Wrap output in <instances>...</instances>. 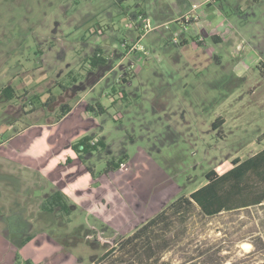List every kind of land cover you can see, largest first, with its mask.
<instances>
[{
    "label": "rangeland",
    "instance_id": "obj_1",
    "mask_svg": "<svg viewBox=\"0 0 264 264\" xmlns=\"http://www.w3.org/2000/svg\"><path fill=\"white\" fill-rule=\"evenodd\" d=\"M203 29L225 41L200 44ZM97 48L108 67L90 76ZM261 59L264 0H0V90L29 92L20 118L0 94V138L13 125L0 155L30 188L18 199L2 187L3 213L18 202L17 233L33 227L18 239L0 223V264H264V203L210 217L189 197L264 148ZM85 136L111 153L82 159L72 145ZM124 154L128 169L107 173ZM56 191L69 214L43 213Z\"/></svg>",
    "mask_w": 264,
    "mask_h": 264
},
{
    "label": "trees",
    "instance_id": "obj_2",
    "mask_svg": "<svg viewBox=\"0 0 264 264\" xmlns=\"http://www.w3.org/2000/svg\"><path fill=\"white\" fill-rule=\"evenodd\" d=\"M69 111L68 106H65L63 116ZM94 139L95 136H85L72 145V149L83 158V154H89L100 146L104 147V141L101 139L92 145ZM232 163L233 167L222 174L209 172L206 175V184L189 196L207 216L213 217L223 212L264 203V148L246 159L236 158ZM41 209L48 214H55L57 211L69 214L71 206L66 195L56 191L42 200ZM30 240L32 236L23 240L22 246ZM110 254L111 252L106 253L103 260ZM14 263L34 264L30 260H21L19 254L16 255Z\"/></svg>",
    "mask_w": 264,
    "mask_h": 264
},
{
    "label": "flooded vegetation",
    "instance_id": "obj_3",
    "mask_svg": "<svg viewBox=\"0 0 264 264\" xmlns=\"http://www.w3.org/2000/svg\"><path fill=\"white\" fill-rule=\"evenodd\" d=\"M256 1H259V0H256ZM207 2L204 1V4H207ZM139 15H140L139 16L140 19H144L145 14H143V12L139 13ZM202 32H203L204 38L203 37L199 38L200 44L203 41H205V38H207L206 37V30L203 29ZM104 33H105V30H104L103 26H101L100 24L94 25L93 29L90 30L91 36H96V35L97 36H103ZM211 39L216 43H219V44L223 43V41L215 40L213 37ZM185 44H186V42L183 41L182 45H185ZM250 45H251V43H250ZM108 61H109V59L107 56H105V53L102 51V49L97 48L94 51L93 56L86 59V63L93 70V72H89V75L95 76L97 73L105 72L107 67H108ZM235 65H236L235 66V73L237 75L243 76L244 74H246V72H248L250 70V66L243 63V61H238ZM259 68H260L261 74L264 76V60L263 59L260 60ZM117 83L118 84H129V81L127 79V74H124L123 76H121V78L117 81ZM20 86H21L20 88L16 89L17 88L16 86L6 85L5 87H3L0 90V94L5 98L6 102L11 103V105H12L11 108L8 109V110H10L9 113L11 112L12 115H16L18 118H20L22 113L26 114L27 110H26L25 100H26V97H28V95H29V92L27 91L26 86L25 85H20ZM113 93H114V95L117 94L119 96L120 100L126 99V94L122 90L118 91V90L114 89ZM38 98H40V97H38ZM51 99H53V98H51ZM51 99H49V100H51ZM111 101H112L111 102L112 105H115L118 102V100H116L114 98H112ZM21 103H22V105H21ZM103 111H105V108H103ZM225 124H226V120L223 117H218L215 120V122L213 123V129L214 130H220ZM12 128H13L12 124L5 126V129L2 132V137L6 133H9L10 131H12ZM2 137L0 138V148L1 149L2 148L8 149L7 143L9 142V138L3 140ZM99 140L100 139L95 136V139H94V141H92L91 144L95 145ZM101 150H102V152L107 150L109 153H111L110 147L104 141V147L100 146L97 150L90 152L89 154H86V155L87 156L91 155L96 151L101 152ZM84 156H85V154H83V157ZM124 157H126V159H123ZM82 159H84V158H82ZM127 160H129V156L125 155V154L118 159L110 160L108 162L107 173H113L114 171H117V170L119 172H125L128 169ZM232 167H233V163H232ZM15 168H16V165L14 162H11V160H9V156L4 157V156L0 155V223L2 224V226H4V229H5L4 231L7 234H8V232L17 233V230L19 229V225L21 223H27V221L23 219L24 216L21 214V212H15V210H14L13 206L14 205L19 206V204H17L18 202L14 201V205L9 210L10 214L9 213L8 214L3 213V211L6 208V204L3 203L4 201L2 198L6 194V192L4 191V188H7L6 189L7 191L10 190V192L14 195L13 197L18 196V199L21 196L25 197V198L29 197V189L30 188L28 185V181L25 180V178L22 175H17L16 172L14 173ZM211 171H215V172L219 173L216 170H211ZM211 171H209V172H211ZM13 175H15V176L17 175V178L15 179V176H13ZM15 180L17 181L16 185H14L16 182ZM2 187H4V188L1 189ZM14 192H18L19 195H16ZM10 211H12V213ZM16 225H17V227H16ZM29 228H30L29 231L25 230V231H22L21 234L17 233L16 237L18 239H20L24 235H26V233H28V232L30 233V230H32L33 227L29 226ZM13 235H15V234H13ZM29 236H31V234Z\"/></svg>",
    "mask_w": 264,
    "mask_h": 264
},
{
    "label": "crops",
    "instance_id": "obj_4",
    "mask_svg": "<svg viewBox=\"0 0 264 264\" xmlns=\"http://www.w3.org/2000/svg\"><path fill=\"white\" fill-rule=\"evenodd\" d=\"M224 20L225 21H229L228 17H225ZM206 37H209V38H212L213 37L215 40L223 41V42L225 41V39L222 38L221 35H220V33H218V32H209V31L206 30ZM184 42H186V40H184Z\"/></svg>",
    "mask_w": 264,
    "mask_h": 264
},
{
    "label": "built area",
    "instance_id": "obj_5",
    "mask_svg": "<svg viewBox=\"0 0 264 264\" xmlns=\"http://www.w3.org/2000/svg\"><path fill=\"white\" fill-rule=\"evenodd\" d=\"M197 8V5H194V9H196Z\"/></svg>",
    "mask_w": 264,
    "mask_h": 264
},
{
    "label": "bare ground",
    "instance_id": "obj_6",
    "mask_svg": "<svg viewBox=\"0 0 264 264\" xmlns=\"http://www.w3.org/2000/svg\"><path fill=\"white\" fill-rule=\"evenodd\" d=\"M248 247H250V246H248Z\"/></svg>",
    "mask_w": 264,
    "mask_h": 264
}]
</instances>
